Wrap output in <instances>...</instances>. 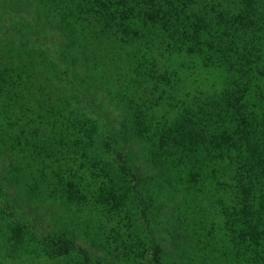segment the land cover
<instances>
[{"label":"rangeland","instance_id":"rangeland-1","mask_svg":"<svg viewBox=\"0 0 264 264\" xmlns=\"http://www.w3.org/2000/svg\"><path fill=\"white\" fill-rule=\"evenodd\" d=\"M166 1L172 5L178 0ZM58 5L64 13L55 9ZM164 7L153 0H0V67L13 73L12 82L27 84L22 94L26 101L42 103L46 89L55 84L63 97H81L85 117L96 122L99 168L106 162L114 165L120 184L119 200L104 208L103 199L92 197L95 185L85 181L80 187L62 171L87 159L81 149L73 155L76 160L65 159L55 147L61 145L58 137L54 146H42L45 157L40 156L38 132L20 129L26 125L20 110L8 108L18 95L6 84L0 88V108L7 106L13 116L11 127L0 130V264H264V241H258L264 238V36L256 37V61L247 53L254 63L245 52L228 50L225 57L214 56L221 73L197 70L215 89H236L241 105L235 103L223 122L197 116L202 122L192 123L183 117L189 114V96L180 91L161 126L165 135L153 141L137 135L134 125L126 126L134 107L112 83L123 55L115 50L114 39L106 41L107 27L83 25L86 16L104 23L110 14L125 20L126 12H142L150 25L162 18ZM261 7L264 0H257L256 9ZM132 26L142 33L137 24ZM236 31L243 40L252 39L251 29ZM256 34L264 33L256 29ZM152 47L149 43L139 49L146 58L144 72L157 74L162 55ZM129 48L134 52L135 47ZM224 48L230 49V42ZM95 56L102 73L97 79L90 75ZM182 59L175 55L172 66L180 68ZM92 80L101 85L97 94ZM148 81H142V90L131 89L132 104H140L139 110L145 105L150 111L157 101L145 86ZM147 99L150 103H142ZM42 128L53 133L50 125ZM193 133L204 139L184 150L183 142ZM178 142L179 147L174 145ZM15 219L24 224L22 241L11 237ZM64 239L74 241L68 252Z\"/></svg>","mask_w":264,"mask_h":264},{"label":"trees","instance_id":"trees-1","mask_svg":"<svg viewBox=\"0 0 264 264\" xmlns=\"http://www.w3.org/2000/svg\"><path fill=\"white\" fill-rule=\"evenodd\" d=\"M256 1L178 0L170 5L166 0H157L158 4H165V7L162 8L163 16L162 18H156L153 24L150 25H147L148 21L142 12L138 14L126 12L129 18H125L122 21L116 20L115 14H110L108 18H105L104 23H102L103 19L101 18V21L95 18L92 22L86 16L83 25L91 23L90 25L93 26L107 27L109 31L107 35L109 37L107 36L106 41L109 42L110 38L114 39L115 50L120 51L123 55V58L114 68L118 76L113 77L112 83L118 84L121 99L126 100L130 108L134 107V111L130 116L132 121L128 119L129 124H126V126L134 125L137 135L142 134L148 140H162L165 135V132H162V127H165L163 122L167 117L166 114L171 106L170 103L179 99L176 95L180 91H184L189 96V105L187 106L189 114L183 117L192 123L200 124L202 122L197 121V116L204 120L215 119L223 122L225 116L231 114V108L235 103V107L237 104L241 105L240 96L242 95H237L236 89L230 88L233 92L215 89L214 86H210L206 78H199L197 70L206 71V75L220 72L219 67L213 65L216 53H220L221 57H225L230 53L228 52L229 50L235 51V54L245 52V56L247 53L253 56L252 50H256V37L264 36V34H256V29L264 33V9L263 7L256 9ZM153 2L157 3L156 0H153ZM206 4H210V6ZM146 7L147 5L144 8ZM55 9L59 10L60 13H64L65 10L60 5ZM97 22L100 23L96 25ZM133 24H137L142 33L138 32L132 26ZM86 27L89 29L88 25ZM113 28H117L118 32H114ZM238 28H244L245 31L251 29L250 35L252 36L250 37L252 39L243 40L241 32L237 33L236 31ZM104 29L107 31L106 28ZM89 35L92 39H96L93 34ZM226 42H230V49L224 48ZM149 43L154 46L152 47L153 50L155 48L158 54L162 55L161 69L157 74H152L151 71L145 73L143 70L146 58L143 56V51L139 48L142 49L143 44L148 45ZM129 47H135L134 52ZM175 55H181L183 58V64L180 68L172 66L171 60ZM234 56L236 55L231 53L230 61H234L233 66H235ZM244 57L241 59H244ZM253 57L256 61V56ZM93 58L94 64L90 69V75L97 79L96 76L102 73L96 67L98 57L95 56ZM247 58L251 63H254V60L249 58L248 55ZM188 59H191L190 63H188ZM198 62H201V65L197 64ZM184 68L193 69L194 74L191 72L192 75L189 76L188 71ZM122 75H125V78L121 77ZM12 78L13 73H7L0 67V88H3L6 84H12L10 86L15 89V92H13L16 96L18 95L17 100H14L13 97L11 98V104L15 106L8 104V108L13 110L14 113L20 110L22 120L26 124L24 126L20 125V129L38 132L37 138L40 140L41 149L37 153L45 157L42 152V146L46 148L54 146V142H56L58 137L61 145L55 147H59L64 151L60 156L65 159L72 157L76 160L73 155H78L81 149L87 159L84 162H77V167L72 170L63 168L62 171L69 172L70 176L74 178V181L78 182L80 187L85 185V181L91 182L96 186V190L99 193L97 196V191L93 192L92 197L97 201L103 199L101 205L104 208L110 209L114 207V203L119 200L116 190L120 186V184L115 182V166L111 165L110 162H106L99 168L101 159L99 158L98 148L95 146L98 137L96 122L89 116L85 117V105L82 98L77 95L63 97L58 84H55L46 89L48 95L44 97L45 100L42 103L41 99L34 100L31 98L26 101L28 97L22 94L26 91L27 84L24 82H12L10 80ZM147 79L150 81V85L145 86L152 90L157 97V101L150 107V111L146 110L145 105L142 110H139L140 104H137V106L132 104L134 92L132 93L131 89L141 87L140 90H142V87L144 88V82L142 81ZM92 83L97 94L101 89V85L94 80H92ZM72 88L74 91L78 90V84H73ZM34 90L37 91L38 89L34 88ZM55 91L57 94L50 95ZM58 96L62 101H59ZM133 101H137V99ZM149 101L147 99L142 101V103L148 104L150 103ZM8 108L7 106L0 108V116H3V118L0 117V130H4L8 126L11 127L9 119L12 118L13 114ZM124 109L126 110L125 107ZM6 115L7 118H4ZM3 121L5 125H2ZM103 124L106 127L107 121L104 120ZM45 125L47 127L48 125L52 126L53 133L43 129L42 127ZM56 128H60V130L56 132ZM202 138V136L196 137L195 133H193L188 143L183 142V149L191 148L193 141ZM22 140L23 138L20 139V141ZM35 142L37 143L38 141ZM179 144L180 142L177 145L174 143L175 146ZM187 154H191V150H187ZM170 156L173 160L176 159L173 154H170ZM60 165L63 166L61 163ZM125 181L123 179L124 183ZM105 195L109 197L105 198ZM12 223L14 230L11 237H17V239L22 241L24 234L23 222L15 219ZM45 239L51 241V236L47 235ZM260 239H258L259 245L264 241V238ZM55 240L62 243V240ZM55 242L52 241L51 243ZM73 243V240L64 239V250L68 252Z\"/></svg>","mask_w":264,"mask_h":264}]
</instances>
